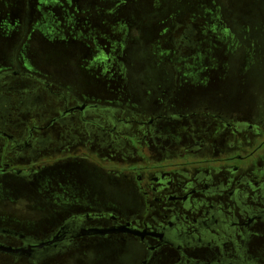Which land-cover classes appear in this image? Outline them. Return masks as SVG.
Here are the masks:
<instances>
[{
	"label": "flooded vegetation",
	"instance_id": "1",
	"mask_svg": "<svg viewBox=\"0 0 264 264\" xmlns=\"http://www.w3.org/2000/svg\"><path fill=\"white\" fill-rule=\"evenodd\" d=\"M12 65L0 74V175L31 186L47 171L54 179L87 163L112 175L129 200L89 203L52 180L54 225L36 236L0 226V254L39 264L131 237L143 246L136 264H264V112L160 104L139 116L44 80L25 93L18 84L34 77L18 57ZM28 158L29 170L17 166Z\"/></svg>",
	"mask_w": 264,
	"mask_h": 264
},
{
	"label": "rangeland",
	"instance_id": "2",
	"mask_svg": "<svg viewBox=\"0 0 264 264\" xmlns=\"http://www.w3.org/2000/svg\"><path fill=\"white\" fill-rule=\"evenodd\" d=\"M16 57L34 77L18 84L25 93L44 80L139 116L160 104L182 113H263L264 0H0V74ZM28 160L17 166L29 170ZM53 177L47 171L30 186L0 175V226L34 236L49 230L56 212L46 198L56 179L89 203L129 200L92 164ZM128 240L39 264H136L143 246ZM73 256L81 257L64 258ZM0 264L27 263L0 254Z\"/></svg>",
	"mask_w": 264,
	"mask_h": 264
},
{
	"label": "water",
	"instance_id": "3",
	"mask_svg": "<svg viewBox=\"0 0 264 264\" xmlns=\"http://www.w3.org/2000/svg\"><path fill=\"white\" fill-rule=\"evenodd\" d=\"M112 230L111 229H107V230H102L101 233H108V232H111ZM3 250L5 251H8V252H11V253H15L17 249H14V248H7V249H4L2 248Z\"/></svg>",
	"mask_w": 264,
	"mask_h": 264
}]
</instances>
